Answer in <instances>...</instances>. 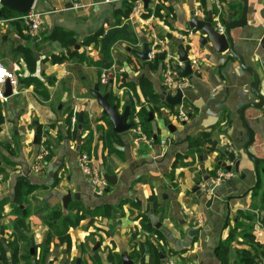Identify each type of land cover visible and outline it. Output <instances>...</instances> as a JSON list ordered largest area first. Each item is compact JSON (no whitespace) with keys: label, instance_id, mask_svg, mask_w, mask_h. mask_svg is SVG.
I'll list each match as a JSON object with an SVG mask.
<instances>
[{"label":"crops","instance_id":"crops-1","mask_svg":"<svg viewBox=\"0 0 264 264\" xmlns=\"http://www.w3.org/2000/svg\"><path fill=\"white\" fill-rule=\"evenodd\" d=\"M125 2H133L135 6L142 4L140 13L132 14L125 23L139 43L133 46L118 40L113 44L114 65L111 72L107 71L111 79L107 84L101 82L104 71L100 75L96 67L73 62L68 48L48 39L57 28L71 32L78 43L75 50L100 60V47L94 41L82 43L101 30L105 35L110 28L116 27L115 11ZM156 6L159 7L158 16ZM242 6V0H150L147 8L142 0H83V7L74 10L71 0H36L32 12L41 13L44 23L39 35L30 36L20 17L2 19L4 8L0 5V64L18 80L17 94L12 92L11 97L0 100V201L20 205L27 197L33 207L29 219L8 217L0 221L2 232L6 229L5 232L10 233L4 235L7 242L20 228L18 225L26 221V226L36 225L31 227L34 232L28 243L32 263L41 259L46 264H67L66 253H53L54 248L47 245V228L41 215L59 208L66 211L62 201L67 193H71L72 201L68 206L82 207L89 212L107 208L124 214L111 235L102 237V241L109 240L104 247L112 249V244L116 245L112 251L113 262L108 255L110 250L105 248L106 251L100 254L101 245L95 248L100 264H123L125 252L133 264L144 261L145 264H164L169 259H174L176 264H220L217 248L239 224L243 227L232 243L231 260L237 250H250L251 244L245 243L243 237L245 233L252 234L264 245V240L260 241L264 236L260 225L264 216V173H261L264 165L260 166L257 177L254 164L244 156L240 172H231L232 179L219 185L222 198L215 200L209 209L206 203L212 194L199 198L195 190L202 183L207 184L206 178L213 181L217 172L224 170L216 161L230 165L224 151L243 152L248 134L240 111L258 100L251 92L253 78L238 62L224 65L228 53L217 54L210 42L201 45V39L207 40V37L196 29L190 30L189 25L193 17L205 21L209 12L225 25L228 10L233 13V19L238 20ZM149 8L151 11L148 12ZM247 19L248 24L233 30L231 35L236 52L260 76V89L264 95V48L261 46L264 0H249ZM190 32H193L191 41L180 39ZM142 38L149 44L154 39L162 41L177 57L178 48L173 39L184 46L192 43L189 56L199 60L200 70L192 72V79L186 78L189 87L182 91L183 99L178 107L170 108L161 100L162 93L176 95V91L171 93L164 88V61L157 57L142 62L129 52V49L141 50ZM142 80L147 81L159 96L156 104L159 112L150 113L154 106L142 92ZM96 85L101 94H112L109 101L118 106L120 113L130 107L132 125L136 117L140 119L142 108L149 112V119L153 116L152 121L148 120L149 132L154 135L150 146L139 141L132 130L118 135L112 134L113 128L109 132V118L102 115V108L91 95ZM181 110L187 113L186 121L178 119ZM81 113L84 115L82 125L79 124ZM245 118L255 134L250 152L264 160V109L249 108ZM142 130L146 134L143 124ZM205 134L209 141L196 148L192 157L189 142ZM43 141L50 153L46 168L43 174H31L30 166ZM84 154L90 156L103 177L105 174L116 177L114 184L107 182L102 194L96 193L90 179L81 171L80 159ZM256 190L258 196H255ZM150 198H153L152 202ZM230 198V211L225 212L224 201ZM133 211L140 220L125 219ZM151 211L154 213L153 225L158 226L153 233L155 238L137 240L133 235L128 241L127 233L133 226L145 225L146 231L153 232L156 227L148 228L153 223ZM143 219H149L150 223L144 224ZM197 229L200 233H196ZM23 230L27 234L24 227ZM12 240L10 247L14 244V238ZM148 244L158 249L157 255ZM23 245L27 242H20L16 252L10 251V259L4 253L9 263L22 257ZM34 246L38 254L33 253ZM40 246L47 247L43 254ZM141 246L145 247V255L139 259L136 251ZM2 262L0 258V264Z\"/></svg>","mask_w":264,"mask_h":264},{"label":"water","instance_id":"water-1","mask_svg":"<svg viewBox=\"0 0 264 264\" xmlns=\"http://www.w3.org/2000/svg\"><path fill=\"white\" fill-rule=\"evenodd\" d=\"M36 0H0V5L2 8L14 12L19 15H27L30 13L34 7ZM144 2V7L147 8L150 0H142ZM243 6H242V12L241 16L238 20L233 19V13L228 10V19L225 25L223 24L224 31L223 33H220L217 29V23H215V19L212 12L208 13L207 19L205 21H200L197 18L193 17L191 20V23L189 25V29H196L199 31L203 36L207 37L206 39H201V45H206L208 42H210L215 49L217 54H225L228 53V56L226 57V61L224 65L227 63H234L238 62L241 69L248 73L253 78V83L251 86V92L256 97L258 102L252 103L250 105H247L240 111V117L242 119L243 125L247 131L248 134V142L245 145L243 152L238 153H231L229 151H224L225 157L230 161V165H227L226 163H222L221 161H216L217 166L224 169L227 172H240V166L241 162L243 160V157H247L249 161H251L254 164V172L256 176H259L260 166L264 165V160L259 159L256 156H254L250 152V147H252L255 143V134L254 132L248 127L246 123L245 118V112L249 108L256 109V110H263L264 109V95L261 92L260 85H261V79L258 73L255 71L254 68L246 65V62L244 58L238 54L235 50V42L231 35L232 31L237 28H243L248 24V7H249V0H242ZM129 26L128 24H125L120 27H112L110 28L104 37L100 39V54L104 55L106 53V50L108 46L115 40L117 36L121 37H127V38H134L135 35L129 32ZM38 38V37H37ZM171 38V37H169ZM142 47L141 50H135V49H129V52L136 57L137 59L141 60L142 62H148V54H149V42L146 38L141 39ZM173 42L176 44L178 48V58L181 63H183V69H180V74L183 78L189 77L192 79V67L188 61V52L186 47L183 45V43L177 39H173ZM261 46L264 48V39L262 41ZM78 48V47H77ZM159 60L164 61L165 60V54L161 53L159 54ZM103 65H106V61H103ZM110 78H112V75H110ZM97 101L98 105L102 108V115L104 117H108L109 121L113 125V131L116 134H124L129 132L132 129V124L130 123V118L132 116L130 107H126L125 110L120 113L118 110L117 105H112L109 101L110 98V92H106L105 94L100 93L99 86L96 85L94 90L91 94ZM4 96L6 98H9L12 96V87L9 83H7L6 91ZM183 99V93L180 89L176 90V95H169L166 93L161 94V100L164 102L168 107L175 108L181 105ZM83 113L79 116V124H83ZM153 116L150 115L149 121H152ZM171 129V128H170ZM174 130V129H173ZM261 173H264V169L261 170ZM116 177L110 176L108 174L104 175V179L109 184H114ZM205 181L207 182L208 186L212 190V196L208 199L206 203V208L209 209L212 207L213 203L217 199H221L222 195L219 192V186H216L213 181L210 179V177L206 178ZM198 197L202 198L201 192L198 190V188L195 189ZM72 201V195L71 193H67V195L63 199V207L67 209L68 204ZM150 201H153V198H150ZM232 199H225V212L230 211V202ZM150 215L152 217L151 224L148 225V228H152L154 225V213L153 211L150 212ZM196 233H200V229H197ZM264 240V236L260 237V241ZM122 260L123 264H133V262L130 260L128 253L122 254ZM77 264H80V260H77Z\"/></svg>","mask_w":264,"mask_h":264},{"label":"rangeland","instance_id":"rangeland-1","mask_svg":"<svg viewBox=\"0 0 264 264\" xmlns=\"http://www.w3.org/2000/svg\"><path fill=\"white\" fill-rule=\"evenodd\" d=\"M100 45H98V48ZM132 117V116H131ZM108 118V117H106ZM142 123V122H141ZM109 132L112 130V125L109 127ZM143 129L145 130L144 126ZM149 134V133H148ZM147 134V135H148ZM151 135V134H150ZM1 160V159H0ZM30 170V169H29ZM30 172V171H29ZM199 190V189H198ZM48 211V213H43L44 216L41 215V219L43 220L44 226L47 228V232L45 235V240L47 242V245L49 247L54 248L53 253H66L69 257L68 261H65L67 264H75V261L77 259H80V264H100L98 262L99 258L97 259V252L95 251L96 246H100L99 251L101 250L100 254L105 252L104 243L109 241L105 240L102 241L103 238H107L111 235V233L117 228L118 222L122 220V215L120 210H113L107 209V208H101L99 210L95 211H85L82 207H76L74 205L68 206L66 211H63L62 209H58V211H54L53 213H56L55 215ZM41 214V213H40ZM137 212L133 211L131 214H127L126 218L134 219L137 216ZM58 216L59 219L56 220V217ZM144 217V215H143ZM145 218V217H144ZM124 219V218H123ZM139 219L140 218H136ZM12 220V219H10ZM9 221V220H8ZM142 222L144 224H149V219H143ZM28 222L24 221L19 229L16 230L15 233L11 234L10 237L12 239L14 238V244L10 247L9 242L13 241L12 239L7 242V239L4 237V235H9L10 233L2 232L0 229V258L3 260V264H34L33 261L30 260V237H32V234L34 232L31 227H35L36 225L28 224ZM23 227L26 229L27 234L24 233ZM156 228H153V232L146 231L145 227L143 225L140 226H133V228L130 229V231L127 233V239L128 241L131 240L132 236H136L135 239L138 240V238L142 239L144 238H155V230L158 228V226H154ZM29 228V229H27ZM21 229V230H20ZM24 237V238H23ZM103 237V238H102ZM134 239V240H135ZM27 240V241H26ZM27 242V245L21 246L23 248V255L22 257L17 258L15 261H11V263L8 262V260L5 258L4 253L9 257L10 259V251L16 252V250L19 249L20 242ZM114 243V242H113ZM149 247L152 249V253L157 255V248L151 247L150 244H148ZM112 249L107 248L109 251L108 255H110V261L113 262L114 255L112 251L116 247V245L112 244ZM21 248V249H22ZM40 253L43 254L44 250L47 249L46 246H40ZM33 253L38 254V250L36 247H32ZM95 254H90V253ZM262 254V253H259ZM264 254L254 256L255 264H264ZM259 257V259H257ZM132 258H135V256L132 254ZM117 260V259H115ZM100 261V260H99ZM35 262V260H34ZM118 263V262H117ZM36 264H46L41 259L36 261ZM48 264H54V262H49ZM230 264H243V259L239 258V254L232 257V260H230Z\"/></svg>","mask_w":264,"mask_h":264},{"label":"built area","instance_id":"built-area-1","mask_svg":"<svg viewBox=\"0 0 264 264\" xmlns=\"http://www.w3.org/2000/svg\"><path fill=\"white\" fill-rule=\"evenodd\" d=\"M108 1V0H105ZM158 1V0H156ZM72 8L74 10L81 9L83 7V0H71ZM142 10V4H136V6L133 9V14L138 15L140 11ZM215 19V18H214ZM20 20L24 23L27 34L30 36H37L39 35V32H41V29L43 27V16L41 13H35L30 12L27 15H23L20 17ZM215 23H217V29L220 33H223L224 27L222 20L218 18V20H215ZM180 39L183 41H191L193 39V32L188 33L187 36H180ZM188 46H185L188 52V61L192 67V72H199L200 70V62L195 57L189 56V48L191 47V42L187 43ZM162 51H165V60H164V69H163V76L162 81L164 88L167 90V92H175L177 89H180L183 91L184 89L189 87V82L186 78H183L180 74V69H183V63L179 61V58L170 53L169 46L163 43L162 41L158 39H154L149 44V54L148 58L150 61L155 60L159 53ZM109 80L108 72L104 71L101 76V82L103 84H107ZM7 83L10 84L12 87V92L17 94L16 87L18 85V80L14 73L7 70L2 64H0V100H6V97L4 96L5 91L4 87L7 85ZM183 93V92H182ZM178 119L180 121H186L187 120V113L186 111H180L178 113ZM76 120H73V123H75ZM132 132L135 133L138 136V140L145 143L146 145L150 146L153 142L152 136H149L145 134L142 130V123L139 117H136L133 125H132ZM50 153L48 150L47 145L43 141L40 143L38 150L36 152V156L34 158L33 163L30 166V173L40 175L43 174L45 168L47 159L49 157ZM80 168L82 173L87 176L90 179L91 184L95 188V191L97 194H102L105 189L108 186L107 181L104 179L100 169L93 164L92 159L89 155L84 154L82 155L80 159ZM233 174L231 172H227L225 170H220L217 172L216 176L213 178V183L216 186H219L223 184L225 181L232 179ZM199 191L203 193V195H211L212 190L206 183H202L199 185ZM164 264H176V261L174 259L167 260Z\"/></svg>","mask_w":264,"mask_h":264},{"label":"trees","instance_id":"trees-1","mask_svg":"<svg viewBox=\"0 0 264 264\" xmlns=\"http://www.w3.org/2000/svg\"><path fill=\"white\" fill-rule=\"evenodd\" d=\"M134 7H135V5L133 2L123 3V7L120 10L115 11L114 25L116 27L123 26L127 22V20H129L131 18L132 14H133ZM149 11H151L150 8L148 9V12ZM156 13L158 16L159 15L158 14L159 13V7H157V6H156ZM21 16L22 15L16 14L14 12H10L6 9L3 10L2 15H1L2 19L6 20V21L10 20L11 18H14V17H21ZM103 35H104V31L101 30L96 35H94V37L90 38V40L86 39L82 43V45L87 44L88 42L94 41L98 46V45H100V38ZM48 39L51 41L59 42L61 47H63V48H68L70 51L69 58L73 62L78 63V64H86L87 66H90V67H96L99 70L100 75L103 71L111 72V70H112L114 63H113V59H112L111 48L115 42H117L118 40H125L133 46H136L139 43V41L136 37L127 38V37L117 36L115 38V40L108 46L106 53L101 56L100 60H93L85 52L80 53L79 51L75 50L78 43H77V39L75 38L74 34H72L71 32H66L64 30L57 28L55 34L51 35ZM103 61H106V65H103ZM54 62L57 63L58 62L57 59H55ZM156 62L159 63L157 60H156ZM110 81H111V79L109 80V82ZM140 86H141L142 92L145 95V97L148 98V101L151 104H153V106H154L151 109L150 113L154 114V112H156V111L159 112V110L156 108V104L158 103L159 96L154 92L151 85L147 81L142 80ZM111 98H112V94L110 93V100H111ZM139 116H140L142 124L145 128L144 131L146 132V134L149 133L148 134L149 136L154 137V135L149 132V126H150V123L148 122L149 112L146 111L144 108H142L139 112ZM110 124L112 125L111 122H110ZM112 134L115 135L116 133L114 131H112ZM116 135H118V134H116ZM205 141H209L208 135H206V134L202 135L200 137V139H197L196 141H190L189 142V145H190L189 154L192 157H194L195 151H196L195 149L200 147V145ZM20 192H21V190L19 189V185H18V194H20ZM258 195H259L258 190H256L255 196H258ZM263 206H264V197H263ZM32 213H33V207H32L31 201L27 197H24L22 199L20 205H15V204L9 205L7 203V201H5V200L0 201V221L3 219H6L8 217H14L18 220H26L32 216ZM53 214L55 215L56 213H53ZM57 219H59L58 216L56 217V220ZM260 225H261L262 229L264 230V216L260 221ZM144 227H145V225H144ZM242 227L243 226L239 224L237 226V228L234 229L230 233L228 239L219 244L216 253H217V258H218L220 264H230L231 251H232L231 246H232V243L234 242V240H236V238H237L236 234H237L238 230H240ZM243 237H244L245 243L251 244L250 250H237L236 253H237V255L239 254V258L243 259V264H255L254 263L255 262L254 256H258L259 253L264 254V245L257 242L252 234L245 233L243 235ZM253 244H256V245H253ZM0 247H1V245H0ZM136 252L138 253L139 259L143 258L145 255V247L141 246L139 248V250ZM16 256L17 255L15 254L14 258ZM143 264H145V261L143 262ZM149 264H151V262H149Z\"/></svg>","mask_w":264,"mask_h":264}]
</instances>
